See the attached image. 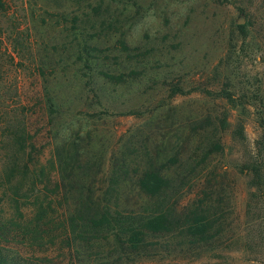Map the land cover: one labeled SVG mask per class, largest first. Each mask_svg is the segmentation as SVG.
I'll use <instances>...</instances> for the list:
<instances>
[{
  "label": "trees",
  "instance_id": "obj_1",
  "mask_svg": "<svg viewBox=\"0 0 264 264\" xmlns=\"http://www.w3.org/2000/svg\"><path fill=\"white\" fill-rule=\"evenodd\" d=\"M44 2L47 17L62 20L49 24L51 33L33 52L37 75L43 83L76 86L66 92L74 96L63 102L44 91L47 120L43 118L42 125L47 128L52 119L62 116L65 126L61 128L71 149L62 147L57 163L42 161L41 139L32 131L24 106L0 122V264H132L196 258L221 245L232 221V182L215 156L223 153L222 131L243 139L241 118L233 117L234 123L230 114L193 118L204 121L202 132L196 135V128L190 126L183 141L156 156L154 127L169 118V104L147 98L152 95L148 90H153L150 78L140 82L125 79L120 71L115 74L119 66L131 62L119 58L127 51L122 22L137 13L143 1ZM11 7L10 0H0L1 19L9 21ZM246 24L237 25L238 36H247ZM4 29L11 49L23 48L20 35L25 28L12 20ZM126 68L129 74L144 72L136 65ZM83 88L100 106L89 118L134 114L137 109L122 111V102L114 94L138 88L144 96L140 106L149 108L143 124L122 131L108 145L96 127H87L80 131L84 142L75 144L79 129H72L73 98ZM206 92L230 108L242 107L244 102L222 85ZM181 93L179 86L168 88L171 97ZM257 100L261 103L262 96ZM256 121L262 131L239 172L248 177L264 203V115L257 113Z\"/></svg>",
  "mask_w": 264,
  "mask_h": 264
},
{
  "label": "rangeland",
  "instance_id": "obj_2",
  "mask_svg": "<svg viewBox=\"0 0 264 264\" xmlns=\"http://www.w3.org/2000/svg\"><path fill=\"white\" fill-rule=\"evenodd\" d=\"M142 1L137 13L133 12L127 22H122L127 51L119 58L120 61L125 57L131 59L128 64L136 65V70L142 67L144 72L129 74L128 64H123L124 67L119 66L115 74L120 71L125 74V79L140 82L150 78L153 90H148L147 93L152 95L147 98L169 104V118L164 122L160 120V124L154 127L156 156L162 157L178 141H183L190 126L196 128V135L202 132L204 121L194 122L193 118L230 114V121L234 123L233 117H240L244 137L238 140L229 131H222L223 153L215 156L216 163L227 170L228 180L232 182V221L228 237L222 244L196 258L144 260L132 264H264V203L260 193L249 185L248 177L239 172L240 163L253 152L254 141L262 131L257 126L256 117L257 113L264 115V0ZM10 3L13 16L9 21L0 17V122L13 110L24 106L32 131L38 132L41 139L42 161L57 163L61 148L67 151L71 146L61 128L65 126L62 116L52 119L50 125L43 128V118H47L44 91L63 102L74 96V93L66 92L76 85L68 88L60 83H43L36 72L37 56L33 52L40 49L51 33L49 24L53 21L60 23L62 18L47 17L43 12L47 8L44 0H10ZM12 20L20 24L21 30L25 28L20 35L24 46L16 51L11 49L4 29ZM243 23H247L246 37L237 33V25ZM116 82L112 79V84ZM221 85L244 101L242 107L230 108L206 92ZM170 86L181 87L182 93L169 96ZM132 90H123L114 94V98L122 102V111H139L132 115L111 113L89 118L88 115L100 106L95 104L92 93L83 88L78 97L73 98L72 129H79L75 144L80 146L84 142V132L80 131L87 127H96L105 145L122 131L140 128L149 108L140 106L144 96ZM258 96H262L261 103ZM39 101L43 103L41 108L40 105L34 106ZM62 109L66 115L65 107ZM252 192L255 195L251 196Z\"/></svg>",
  "mask_w": 264,
  "mask_h": 264
}]
</instances>
